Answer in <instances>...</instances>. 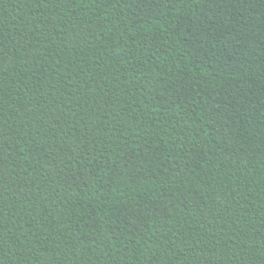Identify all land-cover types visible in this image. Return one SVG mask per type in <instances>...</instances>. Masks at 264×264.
<instances>
[{
  "label": "trees",
  "instance_id": "1",
  "mask_svg": "<svg viewBox=\"0 0 264 264\" xmlns=\"http://www.w3.org/2000/svg\"><path fill=\"white\" fill-rule=\"evenodd\" d=\"M0 264H264V0H0Z\"/></svg>",
  "mask_w": 264,
  "mask_h": 264
}]
</instances>
